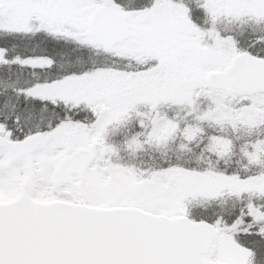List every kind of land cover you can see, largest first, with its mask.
Returning <instances> with one entry per match:
<instances>
[{"label": "snow or ice", "instance_id": "obj_1", "mask_svg": "<svg viewBox=\"0 0 264 264\" xmlns=\"http://www.w3.org/2000/svg\"><path fill=\"white\" fill-rule=\"evenodd\" d=\"M0 264H264V0H0Z\"/></svg>", "mask_w": 264, "mask_h": 264}]
</instances>
